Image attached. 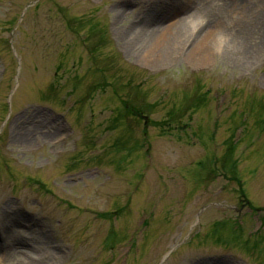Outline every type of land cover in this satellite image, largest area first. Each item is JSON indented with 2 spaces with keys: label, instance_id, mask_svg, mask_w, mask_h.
<instances>
[{
  "label": "rangeland",
  "instance_id": "rangeland-1",
  "mask_svg": "<svg viewBox=\"0 0 264 264\" xmlns=\"http://www.w3.org/2000/svg\"><path fill=\"white\" fill-rule=\"evenodd\" d=\"M168 1L0 0V209L35 230L23 259L264 264V0L233 56L192 50L200 21L167 54L137 41L195 10Z\"/></svg>",
  "mask_w": 264,
  "mask_h": 264
},
{
  "label": "bare ground",
  "instance_id": "bare-ground-1",
  "mask_svg": "<svg viewBox=\"0 0 264 264\" xmlns=\"http://www.w3.org/2000/svg\"><path fill=\"white\" fill-rule=\"evenodd\" d=\"M168 1V0H164ZM175 1V0H173ZM177 1V0H176ZM186 2L185 0H182ZM189 5L184 4L185 8L189 10V6L195 9L181 18L179 22L173 25L172 29L164 31H143L140 30L136 35V40L142 43H154L159 47L162 53L167 54L174 46L184 47L190 43V35L185 31L186 26H193L195 21H207L205 26L201 29L202 33L199 38L192 42L190 47H202L208 42L211 37L217 36L221 31L229 35V43L225 46L224 55L233 56L240 52H246L248 48V38L245 32V27L248 22V0H189ZM168 2H171L169 0ZM158 4V2H157ZM235 18L233 26H229L228 22ZM156 22L155 19H151ZM201 25V24H200ZM226 25V26H224ZM248 25V24H247ZM158 26H156L157 28ZM224 28V30H222ZM229 29V31H228ZM189 50V49H188ZM11 202L1 203L0 209V259L2 264H60L55 261L51 255L46 254L42 256L40 246H37V252L40 250L43 258H35L25 260L21 257L24 252L14 249L12 244L16 242L21 235L26 234L31 240L36 241L35 230H27L24 233L23 220L12 216L10 205ZM22 223V225H21ZM30 228V227H28ZM32 229V228H31ZM43 254V255H44Z\"/></svg>",
  "mask_w": 264,
  "mask_h": 264
},
{
  "label": "clouds",
  "instance_id": "clouds-1",
  "mask_svg": "<svg viewBox=\"0 0 264 264\" xmlns=\"http://www.w3.org/2000/svg\"><path fill=\"white\" fill-rule=\"evenodd\" d=\"M207 23L206 20L201 22V29L205 26V24ZM230 37L228 34H226L225 32L221 31L217 34L216 37V42L213 46L215 53L218 56H222L224 51H225V46L229 43Z\"/></svg>",
  "mask_w": 264,
  "mask_h": 264
},
{
  "label": "trees",
  "instance_id": "trees-1",
  "mask_svg": "<svg viewBox=\"0 0 264 264\" xmlns=\"http://www.w3.org/2000/svg\"><path fill=\"white\" fill-rule=\"evenodd\" d=\"M37 5H38V4H37ZM37 5H36V6H37Z\"/></svg>",
  "mask_w": 264,
  "mask_h": 264
}]
</instances>
